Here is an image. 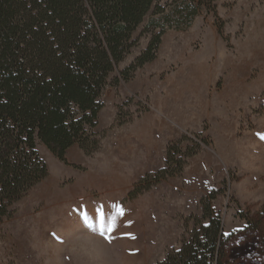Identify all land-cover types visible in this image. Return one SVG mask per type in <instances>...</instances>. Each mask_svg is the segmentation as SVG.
I'll list each match as a JSON object with an SVG mask.
<instances>
[{
    "label": "rangeland",
    "instance_id": "rangeland-1",
    "mask_svg": "<svg viewBox=\"0 0 264 264\" xmlns=\"http://www.w3.org/2000/svg\"><path fill=\"white\" fill-rule=\"evenodd\" d=\"M159 4L86 127L97 144L63 161L37 142L47 175L0 222V264H156L209 217L221 264H264V0Z\"/></svg>",
    "mask_w": 264,
    "mask_h": 264
},
{
    "label": "trees",
    "instance_id": "trees-1",
    "mask_svg": "<svg viewBox=\"0 0 264 264\" xmlns=\"http://www.w3.org/2000/svg\"><path fill=\"white\" fill-rule=\"evenodd\" d=\"M159 1L0 0V222L47 175L37 142L63 161L72 145L89 152L97 144L86 127L95 126L108 79L136 46L135 30L151 10L164 12ZM184 8L176 10L182 18L194 16ZM162 33L119 72L123 80L154 59ZM222 257L220 222L209 217L156 264Z\"/></svg>",
    "mask_w": 264,
    "mask_h": 264
}]
</instances>
